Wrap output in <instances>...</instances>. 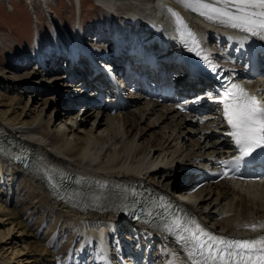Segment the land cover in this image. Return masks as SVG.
Listing matches in <instances>:
<instances>
[{"label":"bare ground","instance_id":"1","mask_svg":"<svg viewBox=\"0 0 264 264\" xmlns=\"http://www.w3.org/2000/svg\"><path fill=\"white\" fill-rule=\"evenodd\" d=\"M83 1L75 0L80 9L83 8ZM94 1L107 13H114L116 20L126 16L130 17L129 21L133 18L147 20L152 29L147 33L157 42L161 36L164 37V33L170 37L176 29L178 39L184 45V52L192 60L207 55L218 69L236 72L249 70L244 61H234L223 56L217 49L210 48V40L217 37V30L199 13L188 12L177 6L176 0ZM27 2L35 12L33 1ZM43 4L47 12L52 11L51 0H43ZM162 9L178 13L182 23L175 16L174 23L168 22ZM79 25L83 26L82 18H79ZM103 27L97 29L91 35L92 38H89L91 36L87 32L89 39L74 38L77 30L85 36L86 33L84 30L81 32L80 28L64 33L55 27L56 31L49 35L54 38L52 43L58 61L72 56L75 65L80 66L84 59H89L90 54L105 59H126L130 50L131 56H137L136 45H127L126 49L124 44L114 45L113 40L107 38ZM189 32L199 42L197 51H201L200 56L191 50L195 45ZM40 41L45 43V37H40ZM29 43L33 46L35 42ZM239 43H243V47L250 46L249 42ZM36 51H39V44ZM181 61L180 56L170 57L165 63L168 72L162 73L161 79L166 81L172 71L177 76L183 75L177 68L180 66L177 62ZM47 62L39 68L35 61H28L22 65L11 64L0 70V138L3 139L2 134L8 132L16 139L29 142L45 159L55 161L60 167L76 174L83 183L99 187L140 181L165 192L177 203L187 207L182 195L183 191L194 185L197 178L194 173L206 163L230 151L227 145L217 141L220 137L206 136L205 140L202 139L198 129L185 126V118L169 110L165 111L150 101L130 102L131 108L116 115H112L110 109L103 112L102 107L77 109L79 102L89 104L83 99L81 91L84 88L82 86L95 83L90 79L95 69L84 66L81 76L72 75L70 80L65 81L68 73L51 65L46 68ZM27 66L30 69L24 75L18 74L19 70ZM151 77L147 75L148 79ZM45 78L51 81L47 83ZM258 82H253L251 86ZM3 84L5 89H2ZM26 93H29L31 103H24L22 97ZM126 93L132 96L130 91ZM110 95L107 93V96ZM99 111L103 112L100 117ZM215 123H219V120ZM48 174L52 172L48 171ZM5 176L13 182L10 194L15 204L0 197V227L8 226L0 230V264H147L148 258H152L155 264H188L182 249L170 242L171 236L149 231L115 212L71 207L61 202L37 175L19 168L6 156L0 155V178ZM0 190L3 191V186ZM104 197V206L116 204L110 199L113 197L111 192L104 191ZM190 198L195 202L187 209L206 230L236 239L264 236V227H259L264 224V182L236 184L223 181ZM37 206L49 210L51 216L62 217L58 225L59 234L56 232L53 236L56 240L53 247L40 240L39 235L42 233L36 234L22 221L24 214ZM253 224L258 226L256 230L251 228ZM67 228L70 229V235H74L72 240L69 235H65ZM115 236L124 241L125 246L128 245V254L117 251L124 249L112 242Z\"/></svg>","mask_w":264,"mask_h":264},{"label":"snow or ice","instance_id":"2","mask_svg":"<svg viewBox=\"0 0 264 264\" xmlns=\"http://www.w3.org/2000/svg\"><path fill=\"white\" fill-rule=\"evenodd\" d=\"M184 7L198 12L214 23L239 30L264 40V0H178ZM182 23L178 13L173 12ZM195 45L191 50L198 56L201 51L194 34L189 32ZM202 59L213 72L218 66L207 55ZM216 102L222 105L223 118L239 155L233 160L220 161L228 170L235 168L257 151L264 152V97L251 94L238 83H230ZM181 109L183 110L182 106ZM151 215V213H149ZM248 227V225H245ZM257 225H251L253 230ZM264 227V224L259 225ZM163 230L172 235L186 253L188 264H264V236L236 239L219 236L203 228L196 220L170 212Z\"/></svg>","mask_w":264,"mask_h":264},{"label":"rangeland","instance_id":"3","mask_svg":"<svg viewBox=\"0 0 264 264\" xmlns=\"http://www.w3.org/2000/svg\"><path fill=\"white\" fill-rule=\"evenodd\" d=\"M32 1L36 8L35 12L31 9L27 0H0V70L1 71L2 69L3 70L6 69L5 67H9L11 64L12 65L15 64L22 65V63L24 64L25 61L23 58H21V56L23 55L26 56L27 59H30L27 55L30 52L34 51L36 44L34 43L33 46H30V44L28 43L32 41L31 35L32 32L34 33L36 26L38 27L37 29L40 28L38 22H40V24L43 25L41 29L43 31L42 33L39 34H43V33L46 34L47 32L48 34L50 33L53 34L56 31V28L66 33V31H68L67 29L69 25L70 24L73 25V21L77 17H79L80 19L82 18V25L85 22V24L87 25V32L90 34V36L97 29L101 28L102 25L105 26V28L104 27L103 28L106 30H108V26L110 25V23L107 21L108 16H106L104 12L106 10H103L101 9V7H98L95 4L94 0L83 1L82 7L84 6L85 10L83 8L82 9L79 8L78 10L74 5L73 0H51L52 11L50 12H47V8H45V5L43 4V0H32ZM35 16L37 19L35 18ZM52 23H55L57 27L53 28ZM41 30L39 29L38 31ZM90 38H92V36ZM33 42L35 41L33 40ZM102 43H104V41ZM102 45L103 44L99 46ZM29 69H30L29 66H27L23 70H19L18 74L24 75L26 73V70ZM48 77L50 76H47L46 78ZM48 81H51V79H46L47 83ZM48 86L50 89H52L51 83H49ZM2 89H5L4 84L2 85ZM7 89L8 88H6V91ZM22 99L24 103L29 101L31 103V99H29V93L23 95ZM0 181H1L0 188L1 186H3V191L0 190L1 192L0 197L4 201L12 202L13 204H15V201L11 199L12 195L10 194L11 190L14 187L13 182H11V178L5 176L3 178H0ZM24 210L27 211L26 209ZM60 220H62V217L60 215L51 216L49 210L42 208V206L40 207L37 206L32 209H29L22 218L23 223L25 225H28V227H30L34 232H36V234L42 233V235H39L40 240L42 242H46V244L50 245L51 247H53V245L56 243V240L53 236L55 235L56 232H57L56 234H59L58 225H60ZM54 226H57V229H54ZM6 228H8V226L3 228L0 227V230ZM47 230L49 231V233ZM68 230L70 229L68 228L66 229L65 235H69V237L72 240L74 238V235L72 237ZM45 233H48V235ZM49 239L50 241H48ZM15 241L18 242V240ZM66 241L65 243L68 242ZM19 245H23V243H19ZM76 256L77 254L74 257ZM59 262L61 263V260H59Z\"/></svg>","mask_w":264,"mask_h":264}]
</instances>
